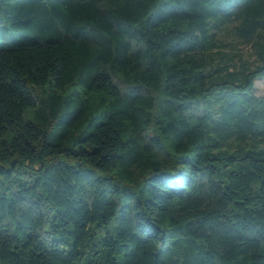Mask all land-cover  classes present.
<instances>
[{
	"label": "trees",
	"instance_id": "1",
	"mask_svg": "<svg viewBox=\"0 0 264 264\" xmlns=\"http://www.w3.org/2000/svg\"><path fill=\"white\" fill-rule=\"evenodd\" d=\"M263 37L264 0H0V264H264Z\"/></svg>",
	"mask_w": 264,
	"mask_h": 264
},
{
	"label": "rangeland",
	"instance_id": "2",
	"mask_svg": "<svg viewBox=\"0 0 264 264\" xmlns=\"http://www.w3.org/2000/svg\"><path fill=\"white\" fill-rule=\"evenodd\" d=\"M237 24L238 21L230 22L218 32L217 38L220 45L218 49L233 56L230 62L234 64L235 68H242L245 64L254 66L258 60V46L254 45V42H248L242 38L236 28ZM261 40L264 42V37ZM255 92L257 95L264 96V78L256 80Z\"/></svg>",
	"mask_w": 264,
	"mask_h": 264
}]
</instances>
